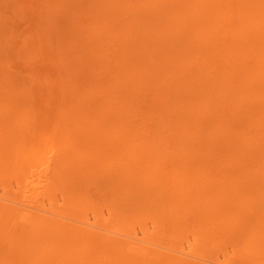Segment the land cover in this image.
Returning a JSON list of instances; mask_svg holds the SVG:
<instances>
[{"label":"bare ground","instance_id":"1","mask_svg":"<svg viewBox=\"0 0 264 264\" xmlns=\"http://www.w3.org/2000/svg\"><path fill=\"white\" fill-rule=\"evenodd\" d=\"M73 3L80 4L75 11L80 9L82 15L75 16L77 20L68 17L66 26L73 27L72 32L63 26L59 32L78 31L90 40L86 48L91 55L97 49L101 58L114 54L115 59L101 66V60L93 61L85 48L78 57L76 50L68 55L63 51L64 56L55 49L50 52L56 55L52 53L56 61L52 67L60 63L56 58H64L62 71L63 66L70 67L68 63L76 67L74 73L95 66L104 70H93L86 88L81 74L76 81L71 77L72 88L62 99H74L66 101L74 111L68 115L65 109L59 111V105L54 114L58 118L51 119L63 116L64 128L60 120L55 129L48 128L44 123L49 116L34 120L25 106L28 89L24 87L25 99L17 97L16 86L7 79L9 71L0 72L3 80L8 76L1 88L12 87L0 97V173L12 169L9 176L19 179L20 186L28 169L21 164L43 158L40 186H34L36 178L31 177L24 191L34 188L37 196L50 188L54 193L63 184L61 200L67 207L73 201L77 205L104 201L108 216L121 221L119 231L127 226L124 219L149 221L151 228L166 234L165 239L178 241L191 233L193 241L188 250L183 244L159 250L160 244L151 243L148 236L149 240L130 236L128 227V233L122 232L136 240L121 238L115 225L112 229L94 224L90 217L78 218L82 212L76 218L79 208L70 216L69 207L63 208L65 213L56 208L53 212L46 205L20 202L2 192L0 264H207L212 261L204 258V252L219 247L231 248L234 257L224 263L227 259L222 256L223 264H264V0ZM50 14L46 18L53 21ZM34 43L38 46V41ZM79 58L86 63L82 69H77ZM58 70L64 76L58 80L69 85L70 74L68 78ZM142 241L150 243L145 246Z\"/></svg>","mask_w":264,"mask_h":264},{"label":"rangeland","instance_id":"2","mask_svg":"<svg viewBox=\"0 0 264 264\" xmlns=\"http://www.w3.org/2000/svg\"><path fill=\"white\" fill-rule=\"evenodd\" d=\"M43 1V2H42ZM60 1V2H59ZM6 2V3H5ZM53 2V3H52ZM74 2V0H72V2L71 1H68V0H0V25L2 26H0V34H1V32H2V34L0 35V72L2 73V74H4L3 72H7V70L9 71V73H10V78H7V79H11V80H9L8 82H10V83H12L13 85H11L10 84V86H13V87H15L16 86V91L14 90L13 91V94H16L17 95V97H20V98H23V99H25V96H26V91L25 90H27L28 89V94H27V101H26V103H25V106H27V107H29V113L30 112H33V114L32 115H34V117H33V119L35 120V116L36 117H38L39 118V116H44L45 118L47 117V116H49L48 117V119L46 120V122L44 123L48 128L50 127V128H52V129H55L60 123V126L62 127L63 126V128H64V126L66 125V122L64 121L65 119H63L62 117V120H61V118L60 119H56L57 120V122H56V120L55 121H52L51 119H53L54 120V118H56L55 116H54V114L55 113H57L58 111H57V107L60 105H62V107H61V109L62 110H59V111H63L64 109H65V113L66 114H68L69 115V113H67V112H71V110H72V106L73 105H71V103L69 104L70 105V107L67 105L68 104V102L69 101H71V100H74V99H71L70 98V100H66L65 99V101H63V99H62V97H64L65 95L64 94H67V93H69V89L70 88H72V85H73V83H74V81H73V79L76 81L78 78H77V76L79 75V74H81V76H80V81L81 82H85L84 83V85L82 86V88H86V87H88V84H90V82H91V78H93L92 77V74L94 73V71H97V67L95 66L94 67V69H93V67H92V69H90V71H87V72H85V70L83 69V70H80V72L81 73H79V72H75L74 73V71L76 70V67H71V65H70V63H68V65L71 67H68V66H63V71H62V66H61V60H63L64 58H61V57H59L58 59L56 58V60H58V61H60V63H58V64H55L56 65V67H57V69L55 68V65H54V67H52L53 65L51 64V63H56V61H54V58H51L53 55H55L54 54V51H59L58 53H61V56L63 55V53L65 52V53H67V55L68 54H70V53H72L71 51L73 50V51H75L77 54L74 56V57H78V55H79V51L81 52L82 50H83V48H85V50H86V53L87 54H89V55H91L88 51L90 50V47H87L86 48V46L89 44V42L88 41H90V40H88L85 36H83V34H81V33H79L78 31H75V32H73V34H75V35H73V34H68V33H64V30H63V32H59L60 30H62V29H60V27H66V31L68 32H72L71 30H72V28H71V30H68L67 28V26H66V24L68 25V17L70 18V19H72V20H74L73 19V17H75V16H78L80 13H78L77 12V10H80V9H78V8H80V7H78V6H80V4L79 5H77V4H75V3H73ZM56 3V4H55ZM64 3V4H63ZM68 3H69V5H68ZM52 5V6H51ZM9 6V7H8ZM75 6H77L78 8L76 9V11H75ZM70 8H72V9H74V11H69L70 10ZM71 9V10H72ZM63 10H65V12H63ZM66 10H68V11H66ZM41 11V12H40ZM61 11H62V13H61ZM86 12V16H88V12H87V10H85ZM45 13V14H44ZM51 13V14H50ZM56 13V16L53 18V15ZM60 13H61V15H60ZM49 14H50V18H52L53 19V21L52 20H49V17H47L46 18V16H49ZM69 14V15H68ZM58 15H60L59 17H58ZM65 15H66V17H65ZM74 15V16H73ZM80 15H82V14H80ZM79 15V16H80ZM39 16V17H38ZM44 17V21H42V22H40L39 20H41L42 19V17ZM38 18H39V20H38ZM46 18V19H45ZM79 18V17H78ZM81 18H82V16H81ZM75 19L77 20V17H75ZM84 19V18H83ZM81 20V19H80ZM62 21V24L60 23ZM65 21V22H64ZM59 22L60 23V26H58V24L57 23ZM78 22V21H77ZM56 24V25H55ZM73 24V23H72ZM54 25L56 26V28L54 27ZM76 24H74V26H75ZM70 27V26H69ZM4 32V33H3ZM40 32H42V33H40ZM36 33L39 35V36H36ZM35 37H37L35 40L36 41H38V43H36V44H38V46L37 45H35V46H32V44H35L34 43V41H33V43L31 44V39H34ZM44 38H46L45 39V41H44ZM25 39H26V41H25ZM38 39V40H37ZM23 40H24V42H23ZM43 40V41H42ZM28 41V42H27ZM48 41H49V44H48ZM30 42V43H29ZM45 42H47V46L45 45V44H43V43H45ZM71 42V43H70ZM25 43H28V44H26L27 45V47H26V45H25ZM30 44V45H29ZM42 44V46H46L45 47V50H44V48H43V50L41 49L42 47L40 46ZM51 44H55V45H51ZM59 44H62V46L59 48L57 45H59ZM3 45V46H2ZM20 46H21V49H20ZM52 46V47H51ZM3 47V48H2ZM33 47H35L34 48V50H31V48L33 49ZM30 48V49H29ZM38 48V49H37ZM53 49H55L52 53H53V55H52V53H50ZM2 50V51H1ZM18 50H19V52H18ZM28 51V53H25L26 51ZM33 51V52H31V51ZM43 52H42V51ZM66 50H67V52H66ZM7 51V52H6ZM61 51V52H60ZM64 51V52H63ZM70 51V52H69ZM12 52V53H11ZM25 54H23V53ZM35 52H37V54L35 53ZM75 52H73V53H75ZM8 53V54H7ZM18 53V54H17ZM23 54L24 55V57L23 56H21V54ZM32 53V54H31ZM3 54V55H2ZM56 54H57V52H56ZM60 55V54H59ZM113 55V56H112ZM111 55V58H110V56L109 57H107L106 59H104V58H101V55H100V52L97 50V49H95L94 51H93V53H92V55L91 56H93V61L94 60H101V66L102 65H104V63H108L109 64V62L111 63V61L113 62V59H115L114 58V54H112ZM56 56V55H55ZM58 56V55H57ZM64 56V55H63ZM70 56V55H69ZM30 57V58H29ZM32 57V58H31ZM73 57V58H74ZM80 57H81V55H80ZM29 58V59H28ZM70 58V57H69ZM26 59H28V60H30L31 59V62L32 61H35V62H28V60H26ZM2 60H4V61H2ZM41 60V61H40ZM79 60H80V62H77L78 63V66L79 67H77V69L78 68H80V69H82L81 67L82 66H84L86 63L84 62V61H82L80 58H79ZM91 60H92V57H91ZM110 60V61H109ZM54 61V62H53ZM68 61V60H67ZM106 61V62H105ZM2 62V63H1ZM108 64H105V65H108ZM58 65V66H57ZM115 65V64H114ZM2 66V67H1ZM59 66H60V71L58 70L59 69ZM116 67H117V65H115ZM104 67H106V66H103V68ZM111 68L110 69H112V70H114V66H113V64H111V66H110ZM113 67V68H112ZM5 68L6 69V71H5V69L3 70V69ZM66 68V69H65ZM75 68V70H73ZM50 69H53V70H50ZM108 69V68H107ZM107 69H105V70H107ZM56 70H58L57 72H61V74H65V76H67L68 78H69V74H70V78L72 77H74L73 79L71 78V82H70V84L69 85H67V86H64V83H63V79L61 80V78H60V81L58 80V76H59V74L58 73H56ZM67 70V71H66ZM73 70V71H72ZM94 70V71H93ZM3 71V72H2ZM48 71L50 72V71H52V73L53 72H55V73H53L55 76H56V74H58L56 77L53 75V76H51L50 77V75H52V74H50L49 76L47 75L48 74ZM37 73L38 72V74H37V76H36V74L34 75L33 73ZM69 72V73H68ZM71 72V73H70ZM98 73H103L104 72V70L102 71L101 69H99L98 71H97ZM9 73H8V75H9ZM43 73V74H42ZM2 74H0V84L3 82V81H5V82H3V83H6L7 82V80H5L6 79V77H8L7 75H6V77L4 78V80H3V75ZM6 74V73H5ZM4 74V75H5ZM33 74V75H32ZM60 74V75H61ZM95 74V73H94ZM39 75V76H38ZM40 75H42V76H40ZM94 76V75H93ZM35 77V78H34ZM59 77H64L63 75L62 76H59ZM29 79V80H28ZM53 80V81H52ZM21 82V84H20V82ZM16 82V83H15ZM52 82V83H51ZM60 84H59V83ZM48 83H50V84H48ZM77 83H79V82H77ZM76 83V84H77ZM52 84H54V85H52ZM81 83H79V85H80ZM8 84H6V86H7ZM26 85V86H25ZM64 87H63V86ZM85 85H87V86H85ZM1 86L2 85H0V97L3 95V96H6L5 94H8L7 92H8V89H9V91L11 90L12 91V87H8V89H6V87L3 89V88H1ZM21 86H23V87H21ZM78 86V84L76 85V87ZM85 86V87H84ZM3 87H4V85H3ZM24 87H26V88H24ZM66 87V88H65ZM69 87V88H68ZM19 88V89H18ZM17 90L19 91V92H17ZM1 91H2V93H1ZM5 91V93H3ZM25 91V92H24ZM21 92V93H20ZM31 92V93H30ZM60 92V93H59ZM56 93H59L60 95H61V97H58L59 96V94L57 95ZM2 94V95H1ZM19 95V96H18ZM68 95V94H67ZM95 95V97L96 96H98L97 94H94ZM83 97L84 96H81L80 95V99H83ZM2 98V97H1ZM79 98V97H78ZM98 98V97H97ZM76 100V99H75ZM66 101H68V102H66ZM78 102V101H77ZM74 104V103H73ZM34 105V106H33ZM65 105V106H64ZM20 106H23V104H20L18 107L19 108H21ZM64 106V107H63ZM95 107V106H94ZM23 108V107H22ZM70 108V109H69ZM31 110V111H30ZM57 112H56V111ZM72 111H74V110H72ZM76 112V111H75ZM60 113V112H59ZM58 113V114H59ZM71 113H73V112H71ZM31 114V113H30ZM61 114V113H60ZM60 114H59V116H60ZM39 115V116H38ZM71 116V115H70ZM72 116H73V114H72ZM54 117V118H53ZM69 117V116H68ZM42 118V117H41ZM58 118V117H57ZM65 118V117H64ZM66 119H67V116H66ZM70 119V118H69ZM60 120V123L59 124H57L58 123V121ZM68 121V120H67ZM71 121V120H70ZM73 121V120H72ZM49 122H51L52 124H54V126L52 125V124H50ZM55 122H56V125H55ZM65 122V123H64ZM68 126V125H67ZM33 127V126H32ZM66 127V126H65ZM50 133H52L51 131L50 132H48V134H50ZM50 149V148H49ZM51 150V149H50ZM49 150V151H50ZM52 151V150H51ZM51 151L50 152H48V154H50L51 153ZM0 155H2V152L0 151ZM1 157V156H0ZM43 159V158H42ZM41 159V160H42ZM38 159H35V161H34V159H31L30 161H28L27 163H26V165L25 164H21V167H23V166H27L28 167V169H27V167H23V168H25V169H23V170H26L27 169V171H26V173H24V174H26V176H24L25 178H26V181H28V180H30V178L32 177V179H34V178H36V183H35V185L34 186H40V183L42 182V179H41V181H40V183L38 182V179L37 178H40V177H42V175L40 176V173L43 171V172H45V170L43 169L44 167H45V164L44 165H40L39 166V163L41 164V160H40V162H39V160L37 161ZM36 162V163H35ZM32 164H34L33 166H32ZM28 165H31L30 167L28 166ZM36 165V166H35ZM38 165V166H37ZM43 167V168H42ZM7 168H9V167H7ZM22 169V168H21ZM20 169V170H21ZM11 170L12 169H10V171H9V169H6V171H3L4 173H5V176L4 177H2L4 174H2V173H0L1 174V176H0V178L2 179L3 178V180L6 178L7 180H4V181H1L0 180V193H5V195L7 194V195H9V196H11L12 198L14 197L15 199H18V201H20V202H30V203H33V204H36V205H39V206H42V205H46L45 206V208L47 209V207H48V209L50 208L51 209V211H53V212H57L56 210H58L59 212H60V210H61V213H65L64 212V209L66 210L68 207V215H72V214H74L73 212H74V209L76 208V210H75V212L78 210V208L79 209H81V211L79 212V213H75L74 215L76 216V218L79 216V214L82 212V214H81V216H79L78 218H81V219H84V217H87V218H89L88 220H90V221H92L93 220V223L95 222V221H97L96 223H98V225H99V223H104V224H102L101 226H103V227H107V226H111V228L113 229V227L112 226H117L116 227V229H115V231L117 230V231H119L118 230V227L119 226H122V224L120 225V222L118 221L119 219L118 218H115V217H110V216H108V214H107V206H108V204H106V202H105V204H103L104 203V201H100L103 205L102 206H99V203L100 202H98V204L97 203H95V202H92V204H84V205H86V207H88V209L87 208H85V207H83L84 205H82V204H80V203H78V205L77 204H75L76 202L75 201H71L72 202V205L71 206H68L67 207V204L65 205V203H63L62 202V198H61V194H62V192L64 191V189H66L64 186L65 185H63V184H60V187H59V191H56V192H54V193H52V192H50L51 190H50V188L49 189H47L48 190V192L49 193H47V190L45 191L46 193H44V194H41V195H37V196H35L34 194H36V192H34L36 189H34V188H32V190L30 189L29 191L27 190H25L24 191V188H25V183H26V181L24 180V179H22V180H24V181H21V183H19L20 184V186L19 185H17L16 184V180H19V179H17V178H15L14 179V177H11V176H9V174L11 173V175H12V172H14V171H12L11 172ZM31 170V171H30ZM9 172V173H8ZM20 174H23V172H21L20 171ZM23 174V175H24ZM37 174V175H36ZM44 174V173H43ZM36 177H35V176ZM13 176V175H12ZM19 178V177H18ZM23 178V177H22ZM43 178V177H42ZM20 179H21V177H20ZM6 181V182H5ZM15 181V182H14ZM18 183V182H17ZM14 184V185H13ZM29 186H31V185H29ZM11 187V188H10ZM64 187V188H63ZM21 188V189H20ZM3 189V190H2ZM27 189V188H26ZM60 189H62L61 191H60ZM7 190V191H6ZM50 190V191H49ZM10 191V192H9ZM23 192V193H22ZM32 192V193H31ZM28 193H29V195H28ZM57 193H58V195H57ZM14 194V195H13ZM59 194H60V196H59ZM45 195V196H44ZM44 196V197H43ZM20 198H21V200H20ZM39 198V199H38ZM58 198V199H57ZM24 199V200H23ZM36 200V201H35ZM48 200H49V202H48ZM34 201V202H33ZM43 201V202H42ZM47 201V202H46ZM46 203V204H45ZM64 204V205H63ZM96 204H97V206H96ZM77 205V206H76ZM82 205V206H81ZM105 205H106V207H105ZM75 206V207H74ZM22 207H26V206H22ZM73 207V208H72ZM82 207H83V209H82ZM99 207V208H98ZM56 208V210H54ZM60 208V209H59ZM64 208V209H63ZM49 209V210H50ZM53 209V210H52ZM70 209H71V211H70ZM87 211H86V210ZM102 209V210H101ZM106 209V210H105ZM38 210V209H37ZM82 210H85V211H82ZM32 212H36V213H40V211H36V210H32ZM70 212H72V213H70ZM78 212V211H77ZM103 212V213H102ZM96 215V216H95ZM103 215V216H102ZM53 217H55V215L53 216ZM58 217V216H57ZM83 217V218H82ZM96 217V218H95ZM62 217H60V219H61ZM74 218V217H73ZM98 218V219H97ZM128 218V217H127ZM130 218V217H129ZM62 220H64V219H62ZM87 220V219H86ZM121 220H123V219H121ZM125 221H126V219H124ZM131 220V219H130ZM66 221V220H65ZM68 221V220H67ZM125 221H123L124 222V224H123V226H125V225H127L126 226V228L125 227H123V228H125V230L127 229V227H128V231H129V234H130V236L131 235H134V234H137V235H135L136 237H144V239H146L147 238V236L150 238V240H151V243H157V244H160V246L161 247H157V245H152V244H148V246H150L151 248H155V249H157V248H159V250L162 248V250L163 249H165V250H163V251H168L166 248H164V247H172V246H174V247H179V245H181L182 246V244L184 245V247L182 246V248L184 249V250H188V246H189V244H190V241H191V243H192V239H191V233H189V235L188 234H185V235H183L182 237L183 238H180V239H178V241L177 240H174L173 241V239L171 240V239H169L168 237L165 239L164 238V236L166 235V234H164V233H162L161 232V230H158V231H156V230H154L153 228H151V222H149V221H145L144 223H142V222H136V221H130V222H132V224L135 222V224H133V225H130V224H127V222L129 221V220H127V222H125ZM118 222V223H117ZM122 222V223H123ZM130 222H128V223H130ZM108 223V224H107ZM115 223H117V224H115ZM148 223V224H147ZM95 224V223H94ZM107 224V225H106ZM128 225H130V226H128ZM137 225H139L138 227H136ZM114 226V227H115ZM132 226V227H131ZM135 226V227H134ZM142 226V227H141ZM146 226V227H145ZM149 227V228H148ZM107 228H109V227H107ZM111 229V230H112ZM143 229V230H142ZM153 229V230H152ZM125 230H121V231H119L120 233L122 232V231H125ZM149 230V231H148ZM128 231L126 232V233H128ZM155 231V232H154ZM109 232V234L110 233H112L111 231H108ZM107 232V233H108ZM124 232V233H125ZM154 232V233H153ZM120 233H118V235H116V233H112L113 235H116V236H118L119 237V235H120ZM123 232H122V234L120 235V237L121 238H126L125 240H131V241H134V240H136V239H134V238H132V237H129L128 239H127V234H124ZM142 233H143V235H142ZM162 233V234H161ZM125 235V236H124ZM142 235V236H141ZM154 235H155V238H154ZM166 237V236H165ZM149 238L148 239H146V240H149ZM189 238V239H188ZM155 241H153V240ZM183 239H185V240H183ZM165 240L167 241L166 243H165ZM138 242H140L139 240H137ZM136 241V242H137ZM171 241H172V243H171ZM185 241H187V242H185ZM145 242V243H144ZM147 242H149V241H147ZM147 242L146 241H142V244H145V246H146V244H147ZM141 243V242H140ZM150 243V242H149ZM166 244H168V245H166ZM170 245V246H169ZM157 247V248H156ZM226 248H228V247H226ZM218 249H221V250H218ZM222 249H224L223 247L222 248H217V250H214V251H207V252H204V258L205 259H210L209 261H212V262H207V264H209V263H212V264H214L213 262H217V260L219 261V262H222V264H223V257L225 258V259H227V260H224V263H226L225 261H229L230 262V259L231 258H233L234 259V257H232V251H231V248H228V249H230V250H227V249H224V251L222 250ZM217 251H219V252H217ZM226 251V252H225ZM228 251H229V253H228ZM203 253V252H202ZM201 253V254H202ZM220 253H222V254H220ZM224 253V254H223ZM228 253V255L229 256H227V255H225V254H227ZM231 254V255H230ZM219 255V256H218ZM216 256V257H215ZM223 256V257H222ZM124 257H128V255H126V254H124ZM231 257V258H230ZM213 258H216V259H214L213 260ZM221 258V259H220ZM232 259V260H233ZM207 260V261H208ZM204 262H206V260L204 261ZM215 262V263H216ZM219 262H217L218 264H219ZM256 262V264L258 263V261H255ZM216 263V264H217ZM249 263V262H248ZM221 264V263H220ZM253 264V263H252ZM255 264V263H254Z\"/></svg>","mask_w":264,"mask_h":264}]
</instances>
